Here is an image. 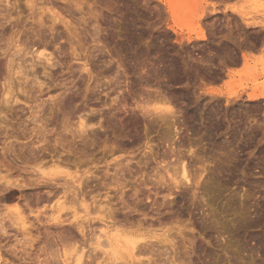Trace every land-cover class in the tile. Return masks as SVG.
I'll use <instances>...</instances> for the list:
<instances>
[{"label": "rangeland", "instance_id": "1", "mask_svg": "<svg viewBox=\"0 0 264 264\" xmlns=\"http://www.w3.org/2000/svg\"><path fill=\"white\" fill-rule=\"evenodd\" d=\"M36 2L40 23L42 5L60 13L58 34L38 31L27 0H0V264H113L100 208L128 230L119 264H264V0ZM7 64L21 71L12 99ZM177 154L193 182L164 198ZM40 167L69 174L56 193L67 225L31 186ZM75 213L87 237L61 245Z\"/></svg>", "mask_w": 264, "mask_h": 264}, {"label": "bare ground", "instance_id": "2", "mask_svg": "<svg viewBox=\"0 0 264 264\" xmlns=\"http://www.w3.org/2000/svg\"><path fill=\"white\" fill-rule=\"evenodd\" d=\"M37 0H27V6H28V10H30V14H31V16L33 17V22L35 21V23L36 24H38V28H39V32H43V31H49V33L51 32V34H54V32H56V34H58V26H57V22H58V24H59V22H61V20H60V18H61V15H60V13H58V11H55V10H53L52 8L54 7H49V9H48V12L47 11H45L47 8H48V6H46L45 4V7H44V5H42V8L44 9V12H46V13H49L52 17L50 18L51 20H52V25H49V26H47L46 24H45V22L44 23H40V18H37V16H38V13L37 14H35L36 12H35V6H36V4L35 3H38V2H36ZM39 1V0H38ZM63 1H66V0H63ZM69 1V0H68ZM41 2V1H40ZM61 3V2H60ZM63 5V4H62ZM37 7V6H36ZM65 7V6H64ZM63 6L62 7H60L61 9H62V11H65V8H64ZM68 6H66V8H67ZM14 8V7H13ZM41 8V9H42ZM46 8V9H45ZM59 9V8H58ZM70 9V8H69ZM72 9V8H71ZM43 11V10H42ZM61 11V12H62ZM32 12V13H31ZM35 12V13H34ZM43 12H41V14H42ZM67 13V15H68V13H70L69 11H67L66 12ZM65 13V14H66ZM41 14H39V16L38 17H42V15ZM64 14V13H63ZM74 14V13H73ZM70 16H72V15H70ZM31 17V18H32ZM50 17V16H49ZM65 18V17H64ZM36 19H38V20H36ZM45 19V18H44ZM48 19V18H47ZM68 20V19H67ZM68 23H69V21H67ZM33 24V23H32ZM40 24V25H39ZM61 24V23H60ZM34 26V25H33ZM34 33V32H33ZM39 34V33H38ZM41 35V34H40ZM37 36V35H36ZM54 36V35H53ZM35 37V36H34ZM55 37V36H54ZM46 45V44H45ZM42 46V45H41ZM34 47V46H33ZM32 47V48H33ZM47 47V46H46ZM19 48H20V46H19ZM31 48V49H32ZM44 48V47H43ZM41 49V48H40ZM46 50V48L45 49H42V51H40V53L39 54H41V55H43V52ZM36 52H37V49L35 50ZM34 52V51H33ZM51 57H52V55H50ZM45 58V57H44ZM9 59V58H8ZM51 61V60H50ZM49 61V62H50ZM8 65V64H7ZM84 66H86L87 67V64H85ZM8 69H7V76H6V84H7V82L9 83V85H8V87H6V89H7V92H6V89H5V93H4V96H6V97H8L9 96V93H10V91H13V90H11L10 89V85L12 84V78L11 77H13V75L15 74V75H19V74H21L20 72L21 71H14L13 72V70H14V67L12 66V65H8V67H7ZM13 72V73H12ZM28 74V73H27ZM34 75H35V73H33ZM24 76L26 77V78H28V75H25L24 74ZM29 76H31L30 74H29ZM27 81V80H26ZM25 81V82H26ZM24 82V83H25ZM11 83V84H10ZM27 83V82H26ZM12 97L13 96H9L8 98L9 99H12ZM15 97V96H14ZM8 98H6V100L8 99ZM9 99H8V101H9ZM8 101H6V103H8ZM161 101V100H160ZM161 103V102H160ZM161 105V104H160ZM161 106H163V105H161ZM154 110V112L155 111H163L164 112V110H166V108L165 109H163L162 107H157V108H155V109H153ZM151 111V110H150ZM150 111H149V113H150ZM167 111V110H166ZM140 112H142V113H148V110H146V107H140ZM162 113V112H161ZM173 114V113H172ZM102 119V118H101ZM101 122V121H100ZM102 123V122H101ZM101 123H100V125H101ZM98 125V124H97ZM95 126V125H94ZM175 126L176 125H174V126H171V127H174V129H177V128H175ZM88 127V126H87ZM80 129H81V131L84 133L85 132V128H86V124H85V122L84 121H81V123H80V127H79ZM169 130V129H168ZM170 131V130H169ZM168 131V132H169ZM172 133V132H171ZM175 134H177V133H175ZM176 136V135H175ZM173 152V151H172ZM176 153V152H175ZM178 153V152H177ZM36 154V153H35ZM34 154V158H35V155ZM32 155H33V153H32ZM171 156H172V154H171ZM36 157H38V155L36 156ZM40 157V156H39ZM169 157V156H168ZM167 157V158H168ZM177 157H178V154H177ZM166 158V157H165ZM170 158V157H169ZM179 159L176 161H174V162H176V163H174L173 165H172V167H169V164L167 165V166H164L165 168V171H166V175H168V182L170 183L171 182V185L169 184V185H167V184H165V188H164V191H167L166 193H167V195H165L164 196V198L165 197H169V196H172V194L174 193V191H173V189H174V187L176 188V189H181V191H184V190H186V188H188L190 185H191V183L193 182L192 180H193V178H192V172H191V169H190V167H188V165H187V163H186V159L183 157V155H182V157H178ZM57 159H58V157H57ZM164 160H166V159H164ZM163 162V161H162ZM161 162V163H162ZM165 162V161H164ZM170 163V162H169ZM166 164V163H165ZM60 166V165H59ZM171 166V165H170ZM61 167V166H60ZM60 167H58V168H55V169H53V170H51V171H48V173H46L43 169H41L42 167H40L39 169H40V174L42 175L39 179H37V180H33V182L31 183L32 185V187H34V188H37V189H39V190H42L41 192H43V190L45 191V194L47 195V199L46 200H48V199H50V197L52 196L53 198H57V200H56V203H55V205L51 208L52 209V217L50 218V219H52L53 217V219L51 220V221H53L54 223H55V221H56V225H58V226H62V225H65L66 223L68 224L69 223V221L68 222H66L65 220H61V214H60V212L62 211V209H63V207H64V203H62V198L61 197H58V195H60V194H56L57 192H58V188H59V186H62V183H57V178H58V175L59 174H66V175H68L69 176V174H68V172H66V171H62V170H60L59 168ZM194 174H195V172H194ZM109 175V174H108ZM158 175V174H157ZM46 176V177H45ZM195 176V175H194ZM203 176V175H202ZM61 177V176H60ZM95 177V176H94ZM123 177V176H122ZM160 177H161V175H160ZM165 176H163V178L161 177L160 178V180H159V184L161 185V183L164 185V183H167V182H164L165 181V178H164ZM200 178H201V176H199ZM87 178V177H86ZM91 178V177H90ZM91 179H93V178H91ZM102 179V178H101ZM158 179V178H157ZM65 180V179H64ZM87 180V179H86ZM89 180V179H88ZM113 180V179H112ZM60 181V180H59ZM117 181V180H116ZM149 181V180H148ZM167 181V180H166ZM83 182V181H82ZM84 183V182H83ZM117 183V182H116ZM121 183V182H120ZM19 184V183H18ZM125 184V183H124ZM30 185V184H29ZM28 184H27V186H29ZM65 185V184H64ZM63 185V186H64ZM102 185V184H101ZM105 185V184H104ZM122 185V184H121ZM197 185V184H196ZM83 186V185H82ZM103 186V185H102ZM162 186V185H161ZM9 187V186H8ZM84 187V186H83ZM88 188H89V186H87ZM163 187V186H162ZM161 187V188H162ZM6 188V187H5ZM11 188V186L9 187V189ZM123 188H124V186H122L121 187V190L123 191ZM83 189V188H82ZM163 189V188H162ZM7 190H8V188H7ZM56 192H55V191ZM67 190V189H66ZM70 190V189H69ZM84 190V189H83ZM6 191V190H5ZM37 191V190H36ZM121 191V192H122ZM163 191V190H162ZM40 192V191H39ZM72 192H73V190H72ZM119 192V191H118ZM1 193H2V191H1ZM0 193V194H1ZM44 193V192H43ZM77 192H75V193H73V194H76ZM80 193V192H79ZM182 193V192H181ZM184 193V192H183ZM2 194H4V193H2ZM1 194V195H2ZM37 194H39V193H37ZM159 194H161V193H157V195H159ZM40 195V194H39ZM38 195V196H39ZM37 196V200H36V202L37 203H40V201H43V199H41V198H39ZM42 196V195H41ZM65 196V195H64ZM75 196H77V195H75ZM118 196V195H117ZM124 196V195H123ZM138 196V195H137ZM44 197V196H43ZM123 198V197H122ZM66 199V198H65ZM45 200V199H44ZM53 200V199H52ZM123 200V199H122ZM49 201V200H48ZM120 201V200H119ZM29 202V201H28ZM30 202H31V200H30ZM30 202L28 203V205L30 204ZM66 202V201H65ZM125 202V201H124ZM32 204V203H31ZM45 204V203H44ZM46 205V204H45ZM102 205V204H101ZM128 205V204H127ZM129 206V205H128ZM17 208V211H16V213H15V216L13 215V217H15V219H14V223H15V221H16V223H17V225L16 224H14V225H16V226H20L19 228H21V229H23L25 232H27V230H29L28 229V223H27V220H26V217H25V215H24V211L22 212V210L20 211L19 210V208L18 207H16ZM65 208V207H64ZM125 208H126V206H125ZM110 209V208H109ZM127 209V208H126ZM126 209H124V210H126ZM130 209V208H129ZM134 209V208H133ZM65 210V209H64ZM99 212H98V216L99 217H97L101 222H103V223H105L104 225L105 226H107V227H104L103 229H102V231H101V234L98 236V243H99V246L100 247H102L103 249H104V253H108V254H110L111 255V253H113L114 254V259H112V260H114V262H113V264H116V263H118L121 259H126L127 260V258H125V257H121L120 258V256L122 255V253H121V249H123V251H124V248H119V243H121V241H118V240H114V237L115 236H117V238H119V240H120V238L121 239H123L122 238V235H127V231H126V229L124 230H122V229H119V227L118 228H112V229H110V226H108V222H107V216H110L111 214H112V212L110 211V212H107L108 210H105V208L104 209H102V208H100L99 210H98ZM127 211V210H126ZM134 211V210H133ZM31 213H34L35 211H34V209H31V211H30ZM29 212V213H30ZM103 212L106 214L107 213V216L105 215V214H103ZM36 217L38 218L39 217V214H40V212L38 211V209H37V211H36ZM42 214H44V213H42ZM109 214V215H108ZM112 216H110V218H111ZM74 219H73V221H71L70 222V224H72L73 226H74V229H75V227H76V231L75 232H73V231H70V230H68V231H66L65 233L63 232V233H61L60 235H59V242L61 243V245L62 244H73L74 246L75 245H78V243H80L82 240H80L79 239V236H78V234L82 237V238H84L85 236H86V234L84 233V228L85 227H83V224L82 223H80V221H79V217H78V214L77 213H75L74 214V217H73ZM110 218H109V220H110ZM69 220V219H68ZM81 220H82V218H81ZM84 220V219H83ZM82 220V221H83ZM112 220V219H111ZM42 221V220H41ZM47 222V221H46ZM84 222V221H83ZM86 222V221H85ZM90 221H88L87 223H89ZM95 222V221H94ZM87 223H86V225H87ZM66 224V225H67ZM69 224V225H70ZM28 225V226H27ZM46 225V224H45ZM48 225H50V224H48ZM123 225V224H122ZM161 225H162V223H161ZM115 226V225H114ZM118 226V225H117ZM163 226V225H162ZM123 227V226H122ZM130 227V226H129ZM132 227V226H131ZM46 228V227H45ZM54 228V227H53ZM71 228H73V227H71ZM121 228V227H120ZM126 228V227H125ZM48 229V228H47ZM47 229H46V231H47ZM69 229V228H68ZM130 229V228H129ZM164 229V228H163ZM121 230H122V232H121ZM0 231L1 232H3V233H6L7 231H6V228L4 227V225H3V223H2V221H0ZM30 231V230H29ZM77 232V233H76ZM90 232V231H89ZM49 233V232H48ZM113 233V234H112ZM133 233H135V232H133ZM2 234V233H1ZM47 234V233H46ZM57 235V236H58ZM94 236H95V234H94ZM87 237V236H86ZM125 237V236H124ZM135 237V236H134ZM51 241V240H50ZM126 241V240H125ZM125 243V242H124ZM126 243L128 244L127 245V247H125V250H126V252H127V257L130 259V260H133L135 257H138L136 254H138V253H136V251H138V252H140L142 249H141V247H139V242L137 241V240H134V239H128V241H126ZM55 244H57V243H55ZM143 244V243H142ZM67 245V246H68ZM69 245V246H70ZM73 246V247H74ZM98 246V247H99ZM65 247V246H64ZM147 248V247H146ZM139 249H141V250H139ZM106 250V251H105ZM143 252V251H142ZM141 252V253H142ZM147 253V252H146ZM140 254V253H139ZM138 254V255H139ZM78 260V262L77 263H79L80 261H81V256H79L78 258H77ZM119 260V261H118ZM136 260H137V258H136ZM115 261H117V262H115ZM1 262V261H0ZM121 262H123L122 260H121ZM128 262V261H127ZM150 262V261H149ZM119 264V263H118Z\"/></svg>", "mask_w": 264, "mask_h": 264}]
</instances>
